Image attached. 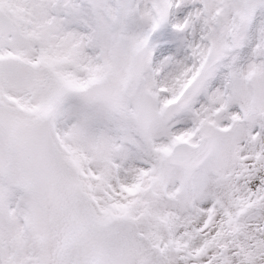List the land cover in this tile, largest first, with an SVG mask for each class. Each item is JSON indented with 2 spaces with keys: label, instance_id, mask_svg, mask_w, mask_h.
Wrapping results in <instances>:
<instances>
[{
  "label": "snow or ice",
  "instance_id": "1",
  "mask_svg": "<svg viewBox=\"0 0 264 264\" xmlns=\"http://www.w3.org/2000/svg\"><path fill=\"white\" fill-rule=\"evenodd\" d=\"M0 264H264V0H0Z\"/></svg>",
  "mask_w": 264,
  "mask_h": 264
}]
</instances>
